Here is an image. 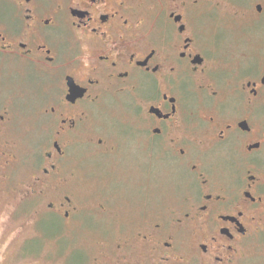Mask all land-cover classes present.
Wrapping results in <instances>:
<instances>
[{"label":"flooded vegetation","instance_id":"af4514ba","mask_svg":"<svg viewBox=\"0 0 264 264\" xmlns=\"http://www.w3.org/2000/svg\"><path fill=\"white\" fill-rule=\"evenodd\" d=\"M156 176L177 198L158 214ZM120 180L148 209L95 264H264V0H0L13 212L68 220L89 181L111 214Z\"/></svg>","mask_w":264,"mask_h":264},{"label":"rangeland","instance_id":"374dc122","mask_svg":"<svg viewBox=\"0 0 264 264\" xmlns=\"http://www.w3.org/2000/svg\"><path fill=\"white\" fill-rule=\"evenodd\" d=\"M229 10L222 8L220 11ZM19 153L23 157L24 151ZM174 177L160 179L156 176L151 198L157 214L177 202L171 188L175 189ZM103 186V183L89 181L72 184L70 189L75 193L80 212L68 220H58L48 214L36 216L35 208L27 203L13 212L14 198L9 190H3L5 185H0V264H95L94 259L100 257L105 242L116 245L133 240L136 221L148 209V200L135 196L138 190L133 183L120 180L110 187L116 186L123 195L108 202L111 214L102 213L95 206L101 202ZM22 240L28 243L26 250L22 248Z\"/></svg>","mask_w":264,"mask_h":264}]
</instances>
